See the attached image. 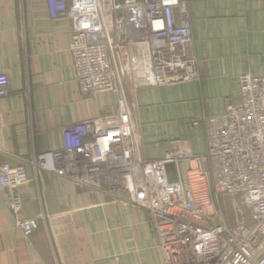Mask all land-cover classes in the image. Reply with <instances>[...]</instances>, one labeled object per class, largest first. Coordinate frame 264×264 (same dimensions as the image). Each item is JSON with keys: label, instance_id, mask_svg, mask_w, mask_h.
Instances as JSON below:
<instances>
[{"label": "built area", "instance_id": "built-area-1", "mask_svg": "<svg viewBox=\"0 0 264 264\" xmlns=\"http://www.w3.org/2000/svg\"><path fill=\"white\" fill-rule=\"evenodd\" d=\"M54 22L69 25L75 78L90 97L114 94L99 115L62 127L58 148L38 153L34 167L96 193L129 198L148 213L167 264H264V75L240 76V99L194 118L206 149L189 138L146 145L132 94L145 87L200 79L189 0H46ZM9 93L0 73V97ZM189 124V123H187ZM150 148V149H148ZM152 151V155L148 151ZM174 163L177 181L166 166ZM25 165L4 163L0 186L16 227L39 226L22 216ZM224 196H231L233 207Z\"/></svg>", "mask_w": 264, "mask_h": 264}, {"label": "crops", "instance_id": "crops-1", "mask_svg": "<svg viewBox=\"0 0 264 264\" xmlns=\"http://www.w3.org/2000/svg\"><path fill=\"white\" fill-rule=\"evenodd\" d=\"M189 7L199 81L131 95L144 137L165 140L162 151L168 137L190 133L187 120L238 101L240 75H264V0H189ZM68 43L69 25L51 19L46 0H0V73L9 78V93L0 97V167L25 165L21 214L39 221L24 235L7 207L9 191L0 186V264H167L139 205L32 165L38 153L61 145L63 126L117 101L114 94L82 93ZM196 130L188 138L202 152L205 129Z\"/></svg>", "mask_w": 264, "mask_h": 264}, {"label": "rangeland", "instance_id": "rangeland-1", "mask_svg": "<svg viewBox=\"0 0 264 264\" xmlns=\"http://www.w3.org/2000/svg\"><path fill=\"white\" fill-rule=\"evenodd\" d=\"M194 45V44H193ZM193 47L194 46H192V48H191V51H192V53H193V55L197 58V56L195 55V53H194V50H193ZM197 70H198V72H199V69H198V65H197ZM246 73H249V72H246ZM244 74V73H243ZM241 76V75H240ZM199 80H197V81H194V82H198ZM174 85V84H173ZM107 95V94H106ZM99 99V98H98ZM110 108H108V109H106V110H109ZM106 110H104V111H106ZM222 110V109H221ZM214 114V113H213ZM208 115H210V114H208ZM202 116H204V115H202ZM202 116H198V117H195L196 119L197 118H201ZM194 118H192V119H190V120H187L186 122L187 123H189L188 125H187V129L190 131V133L188 134L187 133V131H184V130H179L178 131V136H180V137H177V138H188V136L190 135V134H192V133H194V132H196L197 130L195 129V127L192 125V124H190V122L193 120ZM185 134V135H184ZM187 136V137H186ZM169 138H172V137H168V140H169ZM190 138V137H189ZM145 140H146V145L147 146H149L150 145V143H152L153 141H155V140H157V141H160V143H161V146H163V144H162V141H165V140H163V139H158L156 136H154V138H147V137H145ZM168 142V141H167ZM223 201L225 202V204L226 205H230L231 206V209L233 210L234 209V207H233V199H232V197L231 196H224L223 197Z\"/></svg>", "mask_w": 264, "mask_h": 264}, {"label": "water", "instance_id": "water-1", "mask_svg": "<svg viewBox=\"0 0 264 264\" xmlns=\"http://www.w3.org/2000/svg\"><path fill=\"white\" fill-rule=\"evenodd\" d=\"M123 1V0H121ZM167 170V177L169 182H175L177 181V173H176V168L174 163H168L166 166Z\"/></svg>", "mask_w": 264, "mask_h": 264}]
</instances>
